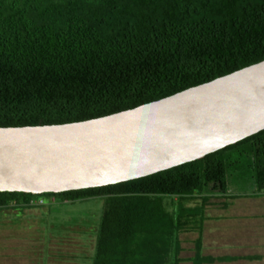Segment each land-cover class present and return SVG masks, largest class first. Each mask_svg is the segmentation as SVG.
<instances>
[{"label":"trees","instance_id":"obj_1","mask_svg":"<svg viewBox=\"0 0 264 264\" xmlns=\"http://www.w3.org/2000/svg\"><path fill=\"white\" fill-rule=\"evenodd\" d=\"M263 59L264 0H0V127L105 116ZM230 186L264 194V129L136 179L0 192V213L101 197L88 264H207L230 260L201 253L205 206L237 197ZM189 231L193 253L181 258Z\"/></svg>","mask_w":264,"mask_h":264},{"label":"water","instance_id":"obj_2","mask_svg":"<svg viewBox=\"0 0 264 264\" xmlns=\"http://www.w3.org/2000/svg\"><path fill=\"white\" fill-rule=\"evenodd\" d=\"M264 129V59L101 117L0 127V192L40 194L136 179Z\"/></svg>","mask_w":264,"mask_h":264},{"label":"rangeland","instance_id":"obj_3","mask_svg":"<svg viewBox=\"0 0 264 264\" xmlns=\"http://www.w3.org/2000/svg\"><path fill=\"white\" fill-rule=\"evenodd\" d=\"M239 187L230 186L228 191L231 195L239 194L237 197L211 196L205 206L208 218L201 229V253L230 257L229 261L207 264H264V248H261L264 247V194L243 196ZM223 200L228 205L225 209L221 206ZM102 205L101 197H93L61 204L43 201L34 209L2 211L0 264H88ZM244 218L254 220L251 231L241 229L240 221ZM196 236V231L179 234L181 258L192 255ZM252 253L258 259L248 260L243 255Z\"/></svg>","mask_w":264,"mask_h":264},{"label":"crops","instance_id":"obj_4","mask_svg":"<svg viewBox=\"0 0 264 264\" xmlns=\"http://www.w3.org/2000/svg\"><path fill=\"white\" fill-rule=\"evenodd\" d=\"M253 222H254V220H246V218H244L243 220L240 221V225H241L240 227L245 232H247L249 230V228H250L249 231H251L252 228L250 226L253 224ZM258 228H259V223H258V227L256 228V231H258ZM261 248H264V247L261 246ZM243 255H250V254H243ZM252 255H253V253H252Z\"/></svg>","mask_w":264,"mask_h":264}]
</instances>
